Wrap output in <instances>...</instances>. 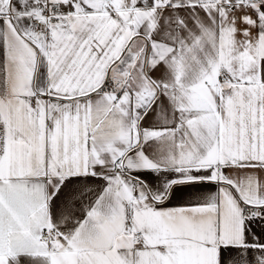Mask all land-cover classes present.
<instances>
[{"label": "snow or ice", "instance_id": "snow-or-ice-1", "mask_svg": "<svg viewBox=\"0 0 264 264\" xmlns=\"http://www.w3.org/2000/svg\"><path fill=\"white\" fill-rule=\"evenodd\" d=\"M0 264H264V0H0Z\"/></svg>", "mask_w": 264, "mask_h": 264}]
</instances>
